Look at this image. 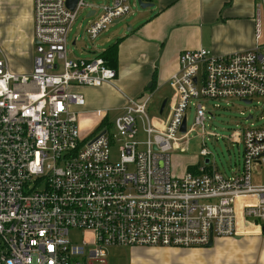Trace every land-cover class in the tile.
<instances>
[{
    "label": "built area",
    "instance_id": "2783aa9c",
    "mask_svg": "<svg viewBox=\"0 0 264 264\" xmlns=\"http://www.w3.org/2000/svg\"><path fill=\"white\" fill-rule=\"evenodd\" d=\"M67 1L33 0L31 73L14 74L0 58V264H106L109 247H203L210 234L261 232L264 125L235 135L243 161L229 177L205 166L177 177L170 160L191 100L264 99L260 47L220 55L184 50L162 121L150 117L152 95L129 97L113 118L83 133L76 109L85 98L74 88L113 84L116 71L100 56L71 58L68 34L81 11H93L86 28L93 41L130 6L76 0L70 9ZM194 107L195 125L203 126L204 106ZM138 120L144 143L136 140ZM115 140L119 162L109 154ZM71 230L80 241L69 238Z\"/></svg>",
    "mask_w": 264,
    "mask_h": 264
},
{
    "label": "crops",
    "instance_id": "0c3cea01",
    "mask_svg": "<svg viewBox=\"0 0 264 264\" xmlns=\"http://www.w3.org/2000/svg\"><path fill=\"white\" fill-rule=\"evenodd\" d=\"M142 1L152 7L132 14L121 33L109 37L104 49L92 52L94 58L117 44L114 83L74 88L85 98V105L77 111L83 133L95 130L109 111L116 115L129 97L152 95L150 117L162 121L174 97L168 81L178 71V56L184 50L202 48L220 55L258 46L264 53V0ZM86 13L93 18V11ZM33 56V0H0V58L12 73L29 74ZM198 166L186 164L177 177ZM126 248L121 251L126 264H264V233L256 231L214 237L209 247ZM111 262L106 252V264Z\"/></svg>",
    "mask_w": 264,
    "mask_h": 264
},
{
    "label": "rangeland",
    "instance_id": "374dc122",
    "mask_svg": "<svg viewBox=\"0 0 264 264\" xmlns=\"http://www.w3.org/2000/svg\"><path fill=\"white\" fill-rule=\"evenodd\" d=\"M108 2V0H98L97 4L106 5ZM128 4L130 6L129 14L119 22L108 26L93 41L86 34V28L92 19L86 17L85 10L81 11L68 34L67 51L69 56L74 59L90 60L93 57V50L104 49L108 45L107 39L121 33L123 27L132 21V14L141 11L137 0H128ZM75 37H77V45L72 46L71 42ZM148 93L147 90L144 94ZM198 102L202 103L208 116L203 126L201 124L195 125L194 104ZM79 109L81 110V108L76 110ZM114 115L115 111H109L107 119L113 118ZM186 115V127L188 130L192 129V131L187 136L178 134L180 139L178 140L177 149L170 153L172 174L174 176L181 174L185 165L192 163L199 166L208 164L209 168L216 169L219 173L228 177L242 166L243 161V144L240 139L234 141L235 135H238L239 131L250 124L253 126L264 125V99H254L250 104L236 99L191 100L186 109ZM248 116H252V118L246 120ZM137 127L136 140L144 143L146 137L141 131L139 120ZM112 131L115 132V130ZM120 145L121 142L117 140L110 145L109 154L112 162H119L120 160ZM145 149V145H139V150L143 151ZM202 149L208 153L207 156L200 154ZM206 160H208V163L205 162ZM69 238L73 241H80L81 234L78 230H71ZM126 249V247L107 248V262L113 260L112 264H126V258L121 254V251Z\"/></svg>",
    "mask_w": 264,
    "mask_h": 264
},
{
    "label": "water",
    "instance_id": "95a60500",
    "mask_svg": "<svg viewBox=\"0 0 264 264\" xmlns=\"http://www.w3.org/2000/svg\"><path fill=\"white\" fill-rule=\"evenodd\" d=\"M76 3V0H68L67 1V6L70 8V9H73L74 7V4ZM137 4L139 5V7L141 9H145V8H148V7H152V4L151 3H144L142 0H137ZM119 20H117L116 22H118ZM247 104H249V101L246 102ZM164 105H165V101H163L161 107H160V112H162L163 108H164ZM247 119H250V116L247 117ZM185 130H186V120L185 118L182 120V123H181V126H180V133L181 134H184L185 133ZM102 134V133H101ZM206 163H208V160L205 161ZM261 233H264V227H262V230H261ZM212 242H213V237L212 235L210 234V237H209V241L208 243L205 245V247H209L212 245Z\"/></svg>",
    "mask_w": 264,
    "mask_h": 264
},
{
    "label": "trees",
    "instance_id": "16d2710c",
    "mask_svg": "<svg viewBox=\"0 0 264 264\" xmlns=\"http://www.w3.org/2000/svg\"><path fill=\"white\" fill-rule=\"evenodd\" d=\"M148 2H151L152 0H146ZM117 44L114 43L110 45L105 51L100 53V56L103 57L105 64L111 68H114L117 62ZM208 165V164H207ZM204 165L206 168H209V166ZM210 169V168H209ZM189 171L195 172L197 170V167H189Z\"/></svg>",
    "mask_w": 264,
    "mask_h": 264
}]
</instances>
